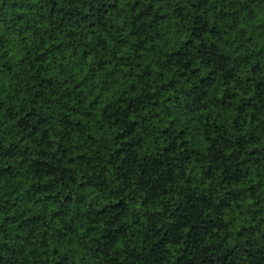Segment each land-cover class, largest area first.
<instances>
[{
	"label": "trees",
	"instance_id": "16d2710c",
	"mask_svg": "<svg viewBox=\"0 0 264 264\" xmlns=\"http://www.w3.org/2000/svg\"><path fill=\"white\" fill-rule=\"evenodd\" d=\"M0 264H264V0H0Z\"/></svg>",
	"mask_w": 264,
	"mask_h": 264
}]
</instances>
